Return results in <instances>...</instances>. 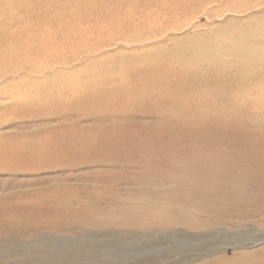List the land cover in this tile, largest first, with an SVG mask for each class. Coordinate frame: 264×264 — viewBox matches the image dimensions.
Here are the masks:
<instances>
[{
    "label": "rangeland",
    "instance_id": "obj_1",
    "mask_svg": "<svg viewBox=\"0 0 264 264\" xmlns=\"http://www.w3.org/2000/svg\"><path fill=\"white\" fill-rule=\"evenodd\" d=\"M0 264H264V0H0Z\"/></svg>",
    "mask_w": 264,
    "mask_h": 264
},
{
    "label": "bare ground",
    "instance_id": "obj_2",
    "mask_svg": "<svg viewBox=\"0 0 264 264\" xmlns=\"http://www.w3.org/2000/svg\"><path fill=\"white\" fill-rule=\"evenodd\" d=\"M9 65V64H8ZM178 105V104H177Z\"/></svg>",
    "mask_w": 264,
    "mask_h": 264
}]
</instances>
